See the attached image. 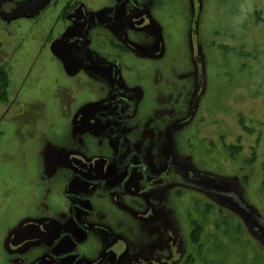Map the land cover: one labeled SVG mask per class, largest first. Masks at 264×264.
Here are the masks:
<instances>
[{
  "label": "rangeland",
  "instance_id": "rangeland-1",
  "mask_svg": "<svg viewBox=\"0 0 264 264\" xmlns=\"http://www.w3.org/2000/svg\"><path fill=\"white\" fill-rule=\"evenodd\" d=\"M15 1L20 4L13 11L0 7V67L10 91L20 86L23 102L11 110L18 116L16 138L9 123L0 124V264H50L44 250L69 223L66 181L73 173L94 179L112 171L106 133L89 120L109 82L104 73L91 77L90 69L63 78L60 63L50 57L43 41L59 0L53 6L48 0ZM80 4L98 13L107 1ZM168 6L172 17L152 18L143 31L128 29V38L132 33L140 38L134 49L126 46L131 52L125 58L114 45L122 43L119 26L91 27L90 34L98 32L92 48L101 58L123 61L122 85L138 89L123 135L149 171L161 168L170 121L194 102L185 133H169L175 135L174 151L210 174L190 179L205 189L231 192L232 201L172 186L149 200L162 217L150 216L147 203L139 211L127 199L107 201L95 188L90 196L95 213L83 218L116 229L117 252L125 253L119 243L126 240L144 264H264V0H172ZM152 23L158 28H150ZM148 39L160 42L156 56L142 52ZM132 54L144 66L136 70L139 64L126 60ZM176 71L182 79L165 76ZM36 73L38 83L32 80ZM133 218L150 222L145 226L151 233Z\"/></svg>",
  "mask_w": 264,
  "mask_h": 264
},
{
  "label": "flooded vegetation",
  "instance_id": "flooded-vegetation-1",
  "mask_svg": "<svg viewBox=\"0 0 264 264\" xmlns=\"http://www.w3.org/2000/svg\"><path fill=\"white\" fill-rule=\"evenodd\" d=\"M31 1L37 0H30L29 2ZM56 1L48 0L47 5L53 6ZM59 1L61 2V6L43 42L47 44V52L50 57L60 63L59 68L61 75L64 76L63 78L71 80L82 70L88 69L91 71V77L95 76L92 72L105 74L106 81L109 84L106 85L105 89H102V95L99 96L98 101L90 110L89 120L101 126L106 133L107 144L111 150V159L108 165L112 171H109L106 176H96L94 179L83 177L77 173H73L69 177L64 188V195L68 198L69 202L67 209L69 223L67 224V228L55 233L50 245L44 250V260L49 261L50 264H144L138 261V257L132 252L131 246L125 243L126 240H123L124 243H119V246L125 244V253H120L121 251L117 252L118 249L115 248L116 241L114 239L119 238L116 236L119 233L116 229L110 231L104 220L97 221L94 224L84 219L85 215L95 213L94 204L90 198L95 188H97L100 195L107 196V201L113 202L115 198L121 201L122 199H127V203L131 204L133 208L139 209V211L145 210V203H147L148 211L151 210L150 216L160 215L162 217L159 213L160 211L149 207V200L153 195L163 196L168 188L172 186L206 192L213 197H216L215 195L218 194L232 201L231 192L219 193L208 188L205 189L190 179L188 176H209L210 174L194 169L195 167L191 166L188 157L180 155L178 157L174 151L173 141L171 143V140H174L175 136L173 134L175 132L185 133V125L192 113L194 102L193 104L191 102L190 105L184 106L183 114L180 118H173L170 121L167 134L168 141L164 146L161 155L162 159H160L163 161L160 166L161 168H157L153 172L149 171L140 155L127 146L126 137L123 135L125 121L132 115L135 109L138 89H130L122 85L120 65L123 61H119L115 56L101 58L92 48V43L97 38L98 32L95 30L93 33L95 35L90 34L88 31L91 27L94 29H112L119 26L121 28V42L123 45L122 43L114 45L117 52L125 58L129 54L128 52H131L126 46L134 49L136 45L133 41H139L138 38H140L138 36L136 38L134 33L128 38V29L134 32L143 31L147 29L150 23L149 20H152V18L159 20L172 17L173 14H169L167 10L168 4L172 0H106L107 5L101 8L98 13L81 5L80 0ZM19 4L20 2L15 0H0V7L6 11H13ZM178 15L180 13L176 12L175 16L178 17ZM28 18L26 17V19ZM198 24H200V20ZM149 27L157 29L158 25L152 23ZM148 42V45L145 46V50H142V52L149 53L151 51L156 56L159 52L160 42L159 44H155L152 39H148ZM200 42L201 38L198 46ZM36 58L34 57V60ZM126 60L139 64L135 65L136 70L137 66H144L143 62L136 61L133 54L130 59L128 56ZM28 75L29 72H26L25 80ZM39 75L40 73H36L32 79L33 82H39L36 79ZM165 76L171 78L180 76L181 79L183 78L180 75V71L171 72V74H166ZM0 77L4 80L2 89L0 90L5 96V99H0V124L9 123L10 127H13V136L16 138L18 134L16 120L18 116L12 115L11 110L23 104L18 91L20 86L15 90H9L10 80L8 83L7 72L2 67H0ZM40 78H43V76L41 75ZM193 84L191 83V86ZM196 113L197 111L195 115ZM171 132L174 133L169 135ZM183 134L181 137H183ZM184 141L186 142V140ZM183 154L185 155V151ZM72 181H74L73 185ZM99 194L95 192V198H98ZM239 206H241L240 203ZM127 219L131 221V218ZM134 220L136 225H140L141 223L144 225H140L144 231L147 229L150 232L148 227L145 226L147 223H150L147 219V222L144 223L136 221L137 219ZM91 228L101 230L102 232L99 233V236L93 235L90 231ZM59 248H61V251L55 252ZM110 252H115V254H111ZM6 255L5 250L1 257L3 258ZM15 261L13 264H17Z\"/></svg>",
  "mask_w": 264,
  "mask_h": 264
},
{
  "label": "water",
  "instance_id": "water-1",
  "mask_svg": "<svg viewBox=\"0 0 264 264\" xmlns=\"http://www.w3.org/2000/svg\"><path fill=\"white\" fill-rule=\"evenodd\" d=\"M221 203H224V201H220ZM225 204V203H224ZM225 205H227L228 207H230V206H232L231 204H225ZM231 208V207H230ZM234 208V207H233ZM232 209V208H231ZM233 210H235V209H233ZM236 211V210H235ZM240 214V213H239ZM243 215H245V216H250V215H246L245 213H243Z\"/></svg>",
  "mask_w": 264,
  "mask_h": 264
}]
</instances>
